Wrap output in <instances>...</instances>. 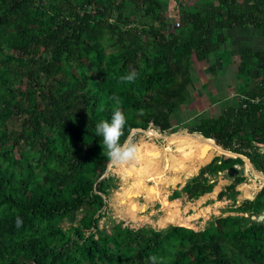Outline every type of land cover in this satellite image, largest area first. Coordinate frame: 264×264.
<instances>
[{
    "label": "trees",
    "instance_id": "obj_1",
    "mask_svg": "<svg viewBox=\"0 0 264 264\" xmlns=\"http://www.w3.org/2000/svg\"><path fill=\"white\" fill-rule=\"evenodd\" d=\"M175 1L179 26L158 0H0V264H152L153 256L158 264H264V219L252 217L264 212V184L253 198L256 180L243 174L219 197L239 193L242 183L241 197L252 199L235 202V214L203 229L131 227L115 217L101 223L112 185L103 178L110 158L94 128L111 118L113 94L126 116L121 143L136 129L154 125L175 134L188 125L189 133L167 137L165 151L154 153L156 160L169 154L161 163L168 169L158 172L152 162L145 168L144 179L156 177L157 186L117 191L134 219L147 208L132 202L142 193L147 202L166 200L160 185L168 170L174 183L181 171L187 177L199 169L193 164L206 157L201 141L219 154L223 148L244 155L264 179V103L252 101L264 95V73L250 84L261 53L242 51L237 76L245 80V96L233 97L218 115L197 108L194 76L195 60L218 53L230 28L264 30V0ZM133 69L135 81L122 82ZM185 105L198 109L187 120ZM136 146L146 161L158 145L145 139ZM223 156L229 157L214 156L187 180L189 198L214 190L207 174L244 164ZM118 165L125 178L139 175L134 159ZM170 203L165 222L177 220L176 202Z\"/></svg>",
    "mask_w": 264,
    "mask_h": 264
},
{
    "label": "rangeland",
    "instance_id": "obj_2",
    "mask_svg": "<svg viewBox=\"0 0 264 264\" xmlns=\"http://www.w3.org/2000/svg\"><path fill=\"white\" fill-rule=\"evenodd\" d=\"M160 4L167 5V3H170L169 0H158ZM171 1V0H170ZM189 3H192L193 0H184ZM176 7V6H175ZM170 8L168 6V12L166 15H168L171 19H174V17L169 14L170 13ZM155 19H157L155 17ZM2 83V82H1ZM1 85V84H0ZM195 104L197 105V108L200 109H205L206 103L202 98H196ZM198 109H195V111L190 110L187 108L185 105V109L183 110V114H181V117L184 120L189 119L192 115L195 114ZM222 105L217 104L215 107H212V110L210 113L212 115H218L221 112ZM190 110V111H189ZM152 131V132H150ZM184 133H189L188 131V125L185 123L179 127V130ZM159 133V135H156L155 133ZM172 133L169 132H163L159 127L157 126H150L148 129H136L133 130L132 135L133 137H129L128 139L131 140L132 143L135 145L139 144L142 145V141L149 140L151 142L156 143L158 146L155 148L154 146L151 147V150L149 152L148 159L146 161L143 159L142 161L139 160L138 158L134 159L138 162L140 172L139 175L133 180L130 177L125 178L124 173L122 172L120 166L118 163H114L111 160L109 161L108 168L106 172L103 174V178H106V181L108 184H111V192L110 194L105 195L107 196V215H105L101 223L109 225L110 224V217H115L117 221H123L125 225L131 226V227H139L142 225L146 226H154L156 228H162L166 227L169 225H186L188 227H192L195 229H203L207 227L215 218L220 217V216H225L229 214H235L236 212H230L231 206L235 205V202L240 201L242 202L245 198L241 197L242 195V190L240 189L239 184L237 186V190L239 193L237 194H231L232 192H228L224 194V196L220 199L219 194L220 192L226 188L227 186V181H233L234 177H230L227 174V171H221V172H214L207 174L209 179H212L213 181H216V185L214 187V190L211 193L205 194L198 199H191L188 197V193L184 190V186L187 182V177L186 174H188V171L183 170L179 174V179H177L176 182H172L171 179L175 177V174L172 171H167L166 175L163 177V182L160 185L161 188L167 191V198L163 202L159 199H156L154 201L147 202L145 194L142 193L140 196L136 197V200L141 203H147V208L145 211L141 212L138 216V218L134 219L131 217L125 209V206L120 205V201L116 199V196H118L117 191L121 190L122 187L125 186H133V190L137 191L139 187L146 186L144 189H151L149 187H155L157 186V178L156 177H150L151 175H148L146 179H144V174H145V168H147L148 163L152 162L155 164V170L158 172L164 170L166 166L161 165V163H168L169 157L165 154V159H162L161 156L156 160L154 153L155 151L156 154L159 153L160 151H165V146L168 145V136H173L170 135ZM196 135L201 136L200 134L196 133ZM202 137V136H201ZM144 139V140H143ZM181 144H185V140L181 141ZM197 145H203L206 150V157L202 163H195L193 164L194 167L197 165L201 166L199 169H197L193 174V176H197L200 172V168L204 166V164L208 163L211 161V159L218 155L220 158L222 157H229V156H223V154H219L217 149L211 145L210 143H207L205 141H201ZM155 154V155H156ZM152 158V159H151ZM215 158V157H214ZM161 165V166H160ZM239 167V174H243L246 176V181L247 180H256L258 183V188L264 184V179L255 174V170L251 167V170L247 171V166H246V161L244 160V164L242 165H236ZM149 169V168H147ZM168 169V166L167 168ZM238 174V175H239ZM148 179L147 183L146 180ZM226 183V184H225ZM230 183V182H228ZM218 189V190H217ZM157 190V189H155ZM217 195V196H216ZM120 199H122L120 197ZM220 199V200H219ZM246 199H251V198H246ZM217 200V201H216ZM171 202H176V207H177V214L176 218L177 220L171 221V222H165L167 216L169 213H171L174 209V207L171 206ZM124 202V201H122ZM132 202H136L133 200ZM132 203V204H134ZM175 207V208H176Z\"/></svg>",
    "mask_w": 264,
    "mask_h": 264
},
{
    "label": "crops",
    "instance_id": "obj_3",
    "mask_svg": "<svg viewBox=\"0 0 264 264\" xmlns=\"http://www.w3.org/2000/svg\"><path fill=\"white\" fill-rule=\"evenodd\" d=\"M194 1L195 0H193L192 3ZM169 2L170 3H167V5L161 4V6L167 8L166 12H168L169 6V8L171 9L169 14H173L172 16L174 17V19H171L168 15L167 16L174 23L176 19L182 17V14L181 12H173L174 8L178 9L179 7L175 0H169ZM226 35L228 36V41L226 44H222L218 53H214L211 58L206 61L195 60L196 73L194 74V76L195 86L197 88H195L197 90V92H195V95H197V99L202 98V100H204V102L206 103L205 110L209 115H212L210 111L212 110V107H215V105L217 104H221L223 109L232 102L233 97L236 96L237 98H244L245 94L241 90L240 85L245 83V80L237 76V64L240 61V55L244 49L252 48L253 51L261 53V56L258 59V67H256V69L252 73V80L250 81V84L254 85L259 80H261V75L264 73L263 28H258L255 26L234 27L227 30ZM177 132L175 134H177ZM155 134L159 135L157 133ZM181 139L185 140V145L188 143L187 134H185V136H183ZM244 160L246 161L247 166V160L245 159V156ZM251 167L256 170L252 162L250 161V166L249 168H247V171L251 170ZM228 182L231 183L232 181H227V185L230 184ZM262 185L254 193L253 198L261 189ZM136 202H138V200H136ZM240 203V201H237V205H239ZM233 206L235 207L236 205Z\"/></svg>",
    "mask_w": 264,
    "mask_h": 264
},
{
    "label": "clouds",
    "instance_id": "obj_4",
    "mask_svg": "<svg viewBox=\"0 0 264 264\" xmlns=\"http://www.w3.org/2000/svg\"><path fill=\"white\" fill-rule=\"evenodd\" d=\"M137 73L133 69L127 75L122 76V82H134ZM110 99L114 102L111 111L110 119H103L95 124L94 133L96 136L102 137V147L110 160L114 163H126L129 160L136 159L139 154L138 147L131 142L130 139H125L121 143V137L124 135L126 125V116L121 108V98L113 94ZM23 224L20 217L16 218V226L19 228ZM152 264H158L157 257H151Z\"/></svg>",
    "mask_w": 264,
    "mask_h": 264
},
{
    "label": "water",
    "instance_id": "obj_5",
    "mask_svg": "<svg viewBox=\"0 0 264 264\" xmlns=\"http://www.w3.org/2000/svg\"><path fill=\"white\" fill-rule=\"evenodd\" d=\"M237 154V156H233V157H242L243 158V155L241 154H238V153H235ZM227 174L230 176V177H236L238 174H239V167H237L236 165L234 166H231L228 168L227 170ZM192 177V175H187V179H190ZM253 219H257V220H263L264 219V212L261 213L260 215H253L252 216Z\"/></svg>",
    "mask_w": 264,
    "mask_h": 264
},
{
    "label": "built area",
    "instance_id": "obj_6",
    "mask_svg": "<svg viewBox=\"0 0 264 264\" xmlns=\"http://www.w3.org/2000/svg\"><path fill=\"white\" fill-rule=\"evenodd\" d=\"M253 1H255V0H252V2H253ZM166 10H167V8H165L164 6H162V11H163L164 13H167ZM173 12H174V13H177V12L180 13L179 7H178V9H177V8H174V9H173ZM180 15H181V14H180ZM181 20H182V17L176 19V20H175V24H176L177 26H179ZM252 101H254V102H256V103L262 101V102L264 103V95H263V96H257V97H255V98H252ZM152 126H153V125H152ZM159 129H160V128H159Z\"/></svg>",
    "mask_w": 264,
    "mask_h": 264
},
{
    "label": "bare ground",
    "instance_id": "obj_7",
    "mask_svg": "<svg viewBox=\"0 0 264 264\" xmlns=\"http://www.w3.org/2000/svg\"><path fill=\"white\" fill-rule=\"evenodd\" d=\"M157 134H159L158 132H157ZM168 137H170V136H168ZM170 138H172V139H174L175 138V135H173V136H171ZM217 148V147H216ZM222 153L221 154H229V155H233V156H237V154H235L234 152H232V151H228V150H225V149H223L222 148ZM243 158H244V155H243ZM247 167H248V164H247ZM176 173H179V172H176ZM251 195H249V194H246V197L245 198H249ZM131 205H133V204H131Z\"/></svg>",
    "mask_w": 264,
    "mask_h": 264
}]
</instances>
